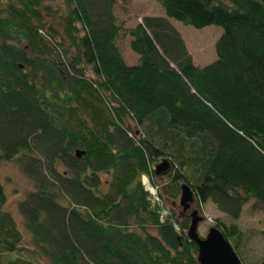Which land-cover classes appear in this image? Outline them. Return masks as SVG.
Wrapping results in <instances>:
<instances>
[{"label": "trees", "instance_id": "trees-1", "mask_svg": "<svg viewBox=\"0 0 264 264\" xmlns=\"http://www.w3.org/2000/svg\"><path fill=\"white\" fill-rule=\"evenodd\" d=\"M54 1L0 0V164L35 186L23 231L0 182V264H200L166 205L182 185L233 221L264 209V0H155L165 16L130 29L117 0H64L62 35ZM172 20L221 28L216 61L195 65ZM216 228L239 247L236 224Z\"/></svg>", "mask_w": 264, "mask_h": 264}, {"label": "rangeland", "instance_id": "rangeland-1", "mask_svg": "<svg viewBox=\"0 0 264 264\" xmlns=\"http://www.w3.org/2000/svg\"><path fill=\"white\" fill-rule=\"evenodd\" d=\"M52 9L51 15L42 11L45 22L53 26L61 35L63 32V11L65 8L64 0H55L46 3ZM114 14L120 22L126 25V28H133L141 23L145 17H164L165 12L155 0H117ZM62 15V17H61ZM185 40L188 51L192 59L200 66L210 64L216 61V41L222 34V29L217 26H208L205 29H193L190 26L171 21ZM196 35L201 38L197 39ZM122 53L128 64H132L137 60V55L130 49V39L120 40ZM160 160L159 164H161ZM171 169L169 170V173ZM166 173V176L169 175ZM163 175V174H162ZM0 182L5 187L7 203L5 210L11 213L16 219L19 229L23 230V218L20 217L18 204L26 199V195L35 189L34 182L28 178L22 171L20 165L14 162H3L0 164ZM181 194L176 201H167L168 210L176 214L179 222H186L191 225V214L193 211L199 212V217L203 218V223L198 227L199 235L204 238L209 230L216 227L219 220L225 222L227 226L236 224L238 229L242 231L243 238L238 248H234L236 241L231 239V245L239 256L242 264H258L264 259V209H254L253 201L248 202L243 207V211L239 220L233 221L225 213H222L212 201L207 203H198L196 196L191 205L190 211L184 212L181 206ZM164 210L165 215L169 216V211Z\"/></svg>", "mask_w": 264, "mask_h": 264}, {"label": "water", "instance_id": "water-1", "mask_svg": "<svg viewBox=\"0 0 264 264\" xmlns=\"http://www.w3.org/2000/svg\"><path fill=\"white\" fill-rule=\"evenodd\" d=\"M81 157V153L78 152ZM170 164L163 161L156 166V174L165 175L169 172ZM181 206L184 212L190 211L194 202V192L186 185H182ZM192 222L188 229V239L198 246L197 262L200 264H242L239 256L233 250L231 244L223 237V234L216 227L209 230L206 237L199 235L198 227L203 223V218L199 217V212L193 211Z\"/></svg>", "mask_w": 264, "mask_h": 264}, {"label": "built area", "instance_id": "built-area-1", "mask_svg": "<svg viewBox=\"0 0 264 264\" xmlns=\"http://www.w3.org/2000/svg\"><path fill=\"white\" fill-rule=\"evenodd\" d=\"M143 182L146 185L147 191H149L150 194L152 195V200L154 201V203H156L157 205L163 207V205L161 204V202L157 198V191H155V189L149 184V180H147L145 177H143ZM164 215H165V212H164V209H162V216L166 217Z\"/></svg>", "mask_w": 264, "mask_h": 264}, {"label": "crops", "instance_id": "crops-1", "mask_svg": "<svg viewBox=\"0 0 264 264\" xmlns=\"http://www.w3.org/2000/svg\"><path fill=\"white\" fill-rule=\"evenodd\" d=\"M216 42H217V41H216ZM124 59H125V57H124ZM138 60H139V58L137 57V60H136L135 62H133L132 64H128L127 61H126V60H125V61H126V63H127L128 65L132 66V65H136L137 62H138ZM193 61H194V60H193ZM212 63H213V62H212ZM194 64L197 65V66H200V65H198V63L196 64L195 61H194ZM206 65H207V64H206ZM206 65H204V66H200V67H205Z\"/></svg>", "mask_w": 264, "mask_h": 264}, {"label": "bare ground", "instance_id": "bare-ground-1", "mask_svg": "<svg viewBox=\"0 0 264 264\" xmlns=\"http://www.w3.org/2000/svg\"><path fill=\"white\" fill-rule=\"evenodd\" d=\"M196 37H197V39H199V41H201V38L198 35H196Z\"/></svg>", "mask_w": 264, "mask_h": 264}]
</instances>
